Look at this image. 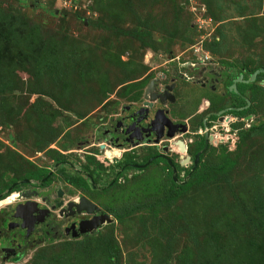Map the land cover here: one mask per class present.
<instances>
[{
	"label": "rangeland",
	"instance_id": "1",
	"mask_svg": "<svg viewBox=\"0 0 264 264\" xmlns=\"http://www.w3.org/2000/svg\"><path fill=\"white\" fill-rule=\"evenodd\" d=\"M109 1L112 6L118 3L116 8L122 15L121 17L110 5L102 8L96 7V0L2 1L7 10L18 11L19 9L26 12L30 20L41 25L42 34L45 36H50L53 40H58L59 37L64 40V36H69L68 41L74 38L77 43L80 42L78 53L81 60L89 61L94 71L83 76L74 72L68 78L65 75L56 79L57 77L50 78L47 75L36 78L35 69L30 73L28 70L32 67L26 63L24 70H17L15 89L3 94L7 96L12 108L16 109L20 106L21 114L12 118L11 122L0 132V193L4 192L10 182L19 181L20 183L27 178L35 183L36 179L32 177V171L38 170L39 166H50L57 157L56 152L61 154L60 152L72 150V153L66 152L67 160L73 166L82 168L81 164L87 163L88 159V157L84 159V152L91 151L89 148L92 143L90 135L95 126L100 124V122L93 123L92 119L95 116L101 117L103 111L117 110L125 101H129L130 98L123 94L128 90L126 86L135 83L140 77L148 80L147 75L153 76L154 70L159 66L166 67L163 63L169 59H175V61L179 59L178 62H183L187 57H193L195 60L191 61L200 65L203 62L206 63L205 57L207 56L211 63L207 71L222 74L228 72V67L233 64L238 65L242 61L241 58H245L248 66L255 67L261 63L264 64V0ZM179 4H185V6L180 9ZM139 29L142 32L152 31L155 38L159 39V45H149L150 47L145 45L144 48L138 39L127 35V32H135ZM221 34L224 35L221 37ZM216 42L220 43L216 45ZM207 45L214 50L206 49ZM117 55L122 63L130 60L134 62L133 73L124 71L122 66L119 67L116 63ZM51 80H57L58 85L52 87L55 82L50 85ZM102 82H105L106 86ZM257 86L264 87V81L260 80ZM36 106L37 109L34 108ZM43 109L46 110L48 116L42 122L46 120L50 122L51 129L48 131L51 133L48 131L34 132L36 129L35 114ZM252 118L255 122L264 119V117L257 119L256 115ZM26 120L29 121L26 133H19L25 130L23 123ZM249 125H251L250 121L242 123L245 129L249 128ZM231 127V124L223 127L227 129L223 131L224 134L220 133L222 131L214 132L218 136L229 134L233 138L235 131H231ZM27 133L32 141H35V138L52 141L48 146L31 144L26 145L28 148L25 149L20 143L15 142V139H11L15 135L26 136ZM111 137L114 138L115 135L111 134ZM71 142L73 146L70 145ZM231 142L225 144H231ZM14 143L17 152L22 153V158L26 160L32 157L38 158L39 166L33 167L32 170L31 167L24 166L16 155V160L14 155L10 156L9 145ZM77 143L79 146H76ZM50 146L54 147L50 148ZM139 151L141 150H136L132 155L125 154L123 159H134V162H137L139 158L136 152ZM230 156L237 161L236 167L229 172L231 175L220 174L206 188L197 192L190 190L182 200L177 202L175 206L178 210L177 215H182V211L186 214L184 217L179 215L181 219L173 222L171 218L161 217L163 233L166 235L165 230H167L170 241L163 243V249L158 252L159 254L153 253L150 246L140 240L141 235L137 236L142 224V219H140V217L143 218L142 215L132 220L128 219L126 225L122 227L118 226L117 222L111 225L112 221L105 223L110 224L112 228L105 226L104 223L98 224L96 228L87 230L90 233L93 231L92 239L89 241L95 242L99 238V240L104 238L98 234L106 233L105 237L107 234H113L112 239L118 245L116 252L120 264H180V256L188 253V249L192 246L188 231L178 230L184 225L183 219L189 223L196 215L195 219H198L196 222L200 225L195 226L193 222L191 226L203 231L204 229L209 230L214 219L222 218L225 220L223 226L226 230L236 231L241 235L238 231V224L242 218L239 216L240 209L237 202L241 199L245 202L250 199V193L255 187L264 189V136L250 137L246 144L238 146L235 152L230 153ZM218 158L216 155H211L210 159H206V164L223 161ZM252 160H255L258 167L250 166ZM105 162L110 164L109 160ZM89 167L92 171L91 175L95 174L94 165ZM202 167L199 165V168ZM153 171L146 175L148 176L146 180L153 177ZM108 172L110 171L101 173L105 175L103 178L100 175V179L104 180L101 186H105L111 180L113 175H106ZM133 174L142 176L145 173L140 169H132L119 177V183L125 182V179L131 178ZM97 179L99 181L98 177ZM58 181L60 180L57 177L55 183ZM252 182L255 183L252 184ZM14 193L16 192L7 193L13 194L9 200L17 197ZM120 194L121 192L116 193V198H119ZM92 198L100 205L101 203L115 204L107 191L104 193L93 191ZM184 201L186 203L183 204ZM0 210H2L1 207ZM110 219L112 220L111 217ZM174 223L176 225H173ZM174 233L177 235L175 238ZM88 237L79 239L75 236L71 238L55 236L46 241L32 236L34 244L30 249L33 253L28 249L29 256L21 258L20 263L17 264H24L25 260L26 264H37L38 254L49 261L52 255L60 253L63 248L68 249L69 254H76V249L79 250L80 246L87 242ZM212 239L218 240L215 236ZM85 250L88 252L93 249L87 248L86 245ZM3 263L4 261L0 260V264Z\"/></svg>",
	"mask_w": 264,
	"mask_h": 264
},
{
	"label": "flooded vegetation",
	"instance_id": "2",
	"mask_svg": "<svg viewBox=\"0 0 264 264\" xmlns=\"http://www.w3.org/2000/svg\"><path fill=\"white\" fill-rule=\"evenodd\" d=\"M205 58L206 63L200 65L191 61L195 60L193 57L183 62L167 60L163 63L167 68L159 66L153 76L147 75L148 80L140 77L126 86L128 90L123 94L130 98L129 101L117 110L103 111L101 117L92 119L93 123L100 124L90 135L89 148L98 150L97 160H109V167L117 169L105 186H101L104 180L100 175L102 178L105 175L101 174L100 165L95 164L96 171L91 176L67 159H60L66 165L57 163L56 157L50 166L42 167L37 164L38 158H28L35 167L39 166L38 170L45 168V174L35 183L27 178L20 183L10 182L0 193V260L3 264H17L21 258L29 256L27 251L34 244L32 236L49 241L55 236L83 239L91 235L93 231H87V223H100L104 215L110 216L92 198V193L106 192L116 177L119 180L132 169L153 167L158 162L167 178L186 180L203 163L208 148L218 145L210 137L214 131L224 134L227 129L223 127L227 124L255 122L252 98L257 91L258 74L254 79L251 77L259 68L252 70V65L242 67L239 62V66L233 64L222 74L207 71L211 63L207 56ZM169 134L174 136L169 138ZM179 140L183 142L184 152H180L176 144ZM10 149L17 151L15 146ZM136 150L142 151L136 152L138 161L133 159L124 164L128 159L123 156L132 155ZM84 155V159L93 156V151H86ZM117 163L123 166L117 168ZM32 172L34 177L35 171ZM64 174L85 182L86 189L67 182ZM57 177L60 181L55 183ZM10 191L16 192L13 200H9L11 196L7 193Z\"/></svg>",
	"mask_w": 264,
	"mask_h": 264
},
{
	"label": "trees",
	"instance_id": "3",
	"mask_svg": "<svg viewBox=\"0 0 264 264\" xmlns=\"http://www.w3.org/2000/svg\"><path fill=\"white\" fill-rule=\"evenodd\" d=\"M2 1L4 0H0V132H2L3 127H6L11 122L12 118L18 117L21 114L19 111L20 106H17L16 109L12 108L7 96L3 94H7L10 90L15 89L17 70H24L25 63L32 67L28 70L30 73L35 69L36 78H41L45 75L50 78L57 77L56 79L66 75L68 78L74 72L77 75L83 76L89 75L94 71L89 61H86V63L81 60L78 53L80 42L77 43L74 38L68 41L69 36H64V40L62 37H59L58 40H53L50 36H45L42 34L41 25L30 20L26 12L24 13V11H20L19 9L18 11L7 10L3 6ZM96 2L97 4L95 5L99 8L110 5L109 0H96ZM182 5L179 4L180 9L185 6V4ZM110 6L118 12L119 17L122 16L116 8L118 7V3L116 6ZM124 33L126 34V32ZM127 35L138 39L144 48L146 47L145 45L147 47H150L149 45H159V39L155 38L150 30H144L142 32L139 29L135 30V32H127ZM222 35L224 34H221V37ZM219 43L216 42V45ZM206 49L214 50L208 45ZM241 59L242 61L240 63L242 67L247 66L248 64L245 58ZM116 63L119 67L122 66L124 71L133 73V61L130 60L122 63L119 60V55H117ZM255 68L263 69L264 64L261 63L259 66L253 67L252 70ZM257 77L259 82L260 80H264V72L259 73ZM53 82L55 83L52 87L58 85L57 80H51L50 85ZM102 83L106 86L104 84L105 82ZM241 86L245 88L243 84ZM252 102L254 103L253 107L255 109L254 115H256L257 119L264 117V87L257 86V91L252 98ZM34 108L37 109V106ZM50 114L52 115V113ZM35 116L36 122L34 121V124L36 125V129L34 132L44 131L45 133L51 129L50 122L47 120L42 122L48 116L46 110H41ZM28 122L27 120L24 121L23 125L25 124V130L19 133H26L27 126L29 125ZM231 125V131H235L233 132V138L229 134L223 135L226 142L232 141L231 144L228 143L226 145V142H223L215 146H210L207 154L203 158V163L200 164L203 167L199 168L198 166L186 180L167 178L165 169L161 168L158 162L153 165L154 168L151 167L148 170L147 168L140 169L145 173L142 176L133 174L131 178H126L125 182L121 184L116 177L114 183L107 190L115 204L106 205L101 203L103 210L112 218L111 225L117 222L118 226L122 227L126 225L128 219L132 220L142 215L143 218L140 217L142 224L137 236L141 235L140 240L145 241L153 253L160 252L163 249V243H169L170 241L167 230L164 229L166 235L163 233V226L160 222L161 217L165 216V219L171 218V222L184 217L186 214L182 211L181 214L183 216L180 214L181 217L177 215L178 210L175 207L177 202L182 200L190 190L197 192L202 188H206L218 175H225L226 173L231 175L229 172H232L236 167L237 161L234 157L230 156V153L235 152L238 146L246 144L250 137L264 136V119L257 120L246 129L242 127V124ZM15 131L18 133L17 130ZM11 139H15V142L20 143L25 149L28 148L26 145L31 144L48 146L52 141H44V139L38 140L37 138H35V141H32L28 133L26 136L15 135ZM24 140L25 142L23 143ZM15 145L14 143L9 146ZM70 145L73 146V142ZM233 148L236 149L233 150ZM91 151H93V156L88 157L87 164H81L84 171H87L91 175L92 171L89 166H95L96 164L100 165V167L103 166L100 172L105 173L106 170L110 169V173L115 176L117 169H114V166L109 167L110 164L105 162V160L103 162L97 160L98 153L96 148L94 150L91 149ZM10 152V156L14 155L13 157L16 160V155L27 168L35 167L33 163L22 158L21 152L19 153L11 149ZM60 153H55L57 155L56 162L65 164L60 159H67L66 155L68 154L63 155L62 152ZM211 155H216L220 159H223V161L218 163L209 162V164H206V159H210ZM10 159L12 160L13 158L11 157ZM128 161L132 162L131 159H128L124 164ZM121 163H117L115 167L119 168L123 166ZM250 166L258 167V164L255 160H252ZM152 171L154 172L153 177L146 180L148 179L146 175ZM44 174L45 168L42 171L39 169L35 171L34 177L35 179H39ZM64 177L70 184L81 186L84 190L86 189L85 182L74 177H68L65 174ZM118 192H121V194L119 198H116V193ZM250 196L251 198L246 200V202L242 199L237 202V206L240 209L239 216L242 218L238 224V231H240L242 236L236 231L230 232L226 230L225 226H223L225 220L222 218L214 219L210 224L209 230L203 228L205 232L201 231L200 228L191 226L193 222L195 226L200 225L196 222L198 220L195 219L196 215L189 223L183 219L184 225L179 227L180 229L178 230L188 231L192 246L188 249V253L180 256V264H264V189L255 187L250 193ZM173 225L176 224L174 223ZM107 227H110V224ZM105 234H98L104 238H101V240L99 238L95 242L89 241L92 239V235H89L87 242L83 243L79 250L76 249V254H69L68 249L63 248L60 253L52 255V258L48 259L49 261L38 254L37 258L39 262L37 264H40V262L41 264H120L118 253L116 252L118 245L112 239L113 234H107L106 237L104 236ZM173 236L175 238L177 235L174 233ZM213 236L218 240H213ZM86 245L87 248H92L93 250H88L87 252L85 250ZM89 252L90 254H88Z\"/></svg>",
	"mask_w": 264,
	"mask_h": 264
},
{
	"label": "water",
	"instance_id": "4",
	"mask_svg": "<svg viewBox=\"0 0 264 264\" xmlns=\"http://www.w3.org/2000/svg\"><path fill=\"white\" fill-rule=\"evenodd\" d=\"M262 72H264V69H259V70H257V71H255L253 74H252V77H251V79H254L255 78V76L257 75V74H259V73H262ZM147 92H148V90H147ZM145 97H147L146 95H145ZM154 99V98H153ZM184 130V129H183ZM174 136V134H169L168 135V137L169 138H172ZM177 146L179 147V151L180 152H184V145H183V142L181 141V140H179V141H177ZM107 155H110V152H107ZM183 164H184V162H183ZM139 167V166H138ZM81 201H82V199H81ZM94 209H97L95 206H92ZM112 220L110 219V217L109 216H107V215H104L103 216V218H101V220H100V223H95V222H93V221H89L87 224H88V228H87V230H91V229H93V228H96V226L98 225V224H101V223H110ZM81 232L82 233H84V232H86L85 230H81Z\"/></svg>",
	"mask_w": 264,
	"mask_h": 264
},
{
	"label": "built area",
	"instance_id": "5",
	"mask_svg": "<svg viewBox=\"0 0 264 264\" xmlns=\"http://www.w3.org/2000/svg\"><path fill=\"white\" fill-rule=\"evenodd\" d=\"M210 137H211V139L212 140H214V142L216 143V144H221V143H223L225 140H224V138H223V136H218V134L217 133H212L211 135H210Z\"/></svg>",
	"mask_w": 264,
	"mask_h": 264
},
{
	"label": "clouds",
	"instance_id": "6",
	"mask_svg": "<svg viewBox=\"0 0 264 264\" xmlns=\"http://www.w3.org/2000/svg\"><path fill=\"white\" fill-rule=\"evenodd\" d=\"M13 194H11L10 196H12Z\"/></svg>",
	"mask_w": 264,
	"mask_h": 264
}]
</instances>
